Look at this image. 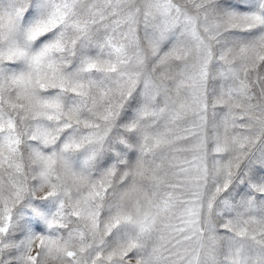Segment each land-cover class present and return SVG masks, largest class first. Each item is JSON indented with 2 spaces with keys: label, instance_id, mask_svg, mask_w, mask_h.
I'll return each mask as SVG.
<instances>
[{
  "label": "snow or ice",
  "instance_id": "1",
  "mask_svg": "<svg viewBox=\"0 0 264 264\" xmlns=\"http://www.w3.org/2000/svg\"><path fill=\"white\" fill-rule=\"evenodd\" d=\"M0 264H264V0H0Z\"/></svg>",
  "mask_w": 264,
  "mask_h": 264
}]
</instances>
